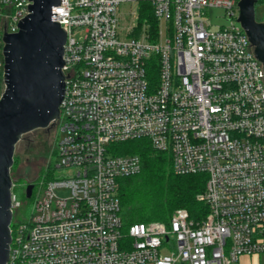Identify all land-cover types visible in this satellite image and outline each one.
<instances>
[{
  "label": "built area",
  "instance_id": "2783aa9c",
  "mask_svg": "<svg viewBox=\"0 0 264 264\" xmlns=\"http://www.w3.org/2000/svg\"><path fill=\"white\" fill-rule=\"evenodd\" d=\"M241 0H60L67 34L57 168L32 218L11 229L7 264H238L264 255V64L238 20ZM158 22L120 27L122 4ZM31 0H0V101L5 34ZM220 9L225 24H214ZM145 139L177 175H206L201 222L124 226L120 180L142 170L114 145ZM14 187V186H13ZM12 187V213L22 203ZM35 186L32 196L34 194Z\"/></svg>",
  "mask_w": 264,
  "mask_h": 264
},
{
  "label": "water",
  "instance_id": "95a60500",
  "mask_svg": "<svg viewBox=\"0 0 264 264\" xmlns=\"http://www.w3.org/2000/svg\"><path fill=\"white\" fill-rule=\"evenodd\" d=\"M19 31L5 34L6 91L0 101V264H7L11 243L12 179L15 146L21 137L55 124L64 98L62 68L67 34L52 9L60 0H31ZM259 0H241L239 21L264 64V22L256 19ZM34 185L27 186L32 197Z\"/></svg>",
  "mask_w": 264,
  "mask_h": 264
},
{
  "label": "trees",
  "instance_id": "16d2710c",
  "mask_svg": "<svg viewBox=\"0 0 264 264\" xmlns=\"http://www.w3.org/2000/svg\"><path fill=\"white\" fill-rule=\"evenodd\" d=\"M146 20L153 30L157 29L158 22L150 7ZM113 149L117 154L139 155L142 160L141 172L121 179L119 184L126 228L139 222L169 223L178 209H186L191 220L196 223L205 219L208 207L201 196L205 189L206 175L175 174L170 154L154 150L145 139L115 144ZM49 175L46 174V178Z\"/></svg>",
  "mask_w": 264,
  "mask_h": 264
},
{
  "label": "rangeland",
  "instance_id": "374dc122",
  "mask_svg": "<svg viewBox=\"0 0 264 264\" xmlns=\"http://www.w3.org/2000/svg\"><path fill=\"white\" fill-rule=\"evenodd\" d=\"M149 3L141 2L136 4H122L119 7L120 27L124 29L131 23H137L138 29L134 32L137 34L139 28H142L149 12ZM223 11L220 9L214 10L212 22L214 24H225L224 19H220ZM256 19L264 22V0L256 4ZM61 131L54 124L49 128L37 129L27 133L21 137L15 146L13 165L10 170V176L13 183V192L17 199L22 203V207L13 215L12 228L18 222H25L32 218L36 211L35 201L38 193L43 189L41 181L46 178V174L50 173L49 177L60 178L64 177L63 169L57 168L58 154L57 144L61 139ZM35 185L33 196L28 199L26 197L27 186ZM261 264H264V255L261 258Z\"/></svg>",
  "mask_w": 264,
  "mask_h": 264
},
{
  "label": "crops",
  "instance_id": "0c3cea01",
  "mask_svg": "<svg viewBox=\"0 0 264 264\" xmlns=\"http://www.w3.org/2000/svg\"><path fill=\"white\" fill-rule=\"evenodd\" d=\"M262 257H248L243 256L241 257L238 264H261Z\"/></svg>",
  "mask_w": 264,
  "mask_h": 264
}]
</instances>
